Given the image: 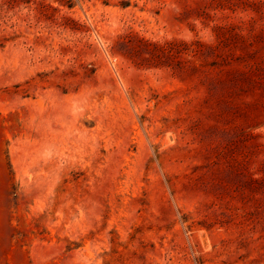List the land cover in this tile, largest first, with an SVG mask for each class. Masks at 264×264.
<instances>
[{"label":"rangeland","instance_id":"rangeland-1","mask_svg":"<svg viewBox=\"0 0 264 264\" xmlns=\"http://www.w3.org/2000/svg\"><path fill=\"white\" fill-rule=\"evenodd\" d=\"M0 264H264V0H0Z\"/></svg>","mask_w":264,"mask_h":264}]
</instances>
